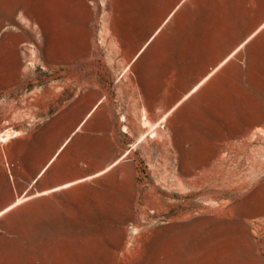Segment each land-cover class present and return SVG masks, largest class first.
<instances>
[{
  "label": "crops",
  "instance_id": "1",
  "mask_svg": "<svg viewBox=\"0 0 264 264\" xmlns=\"http://www.w3.org/2000/svg\"><path fill=\"white\" fill-rule=\"evenodd\" d=\"M23 2L6 11L4 0L0 41L9 52L22 43L45 54L50 76L29 91L22 78L13 81L15 106L35 95L31 115L43 119L0 139V228L24 230L7 240L20 251L0 253V264H119L127 230L149 209L143 165L151 152L159 165L161 148L164 165L167 147H190L182 118L204 116L206 102L222 100L240 70L264 69V7ZM147 262L166 264L154 249Z\"/></svg>",
  "mask_w": 264,
  "mask_h": 264
},
{
  "label": "rangeland",
  "instance_id": "2",
  "mask_svg": "<svg viewBox=\"0 0 264 264\" xmlns=\"http://www.w3.org/2000/svg\"><path fill=\"white\" fill-rule=\"evenodd\" d=\"M254 1L264 7V0L247 3ZM22 3L5 0L6 11ZM3 7L0 0V13ZM2 27L0 22V34ZM28 34L19 31L18 37ZM21 45L22 51L9 52L0 41L1 140L15 136L21 126L28 133L43 119L31 115L35 95L27 94L16 106L13 102L20 93L16 77L29 91L50 76L45 54ZM239 73L220 94L222 100L206 102L204 116L182 118L187 131L181 137L190 147H167L164 165L161 148L159 165L151 152L143 165L149 209L127 230L129 244L119 264H148L151 249L166 264H264V69ZM16 108L22 116H14ZM23 235L24 230L0 228V253L20 251L22 246L7 240Z\"/></svg>",
  "mask_w": 264,
  "mask_h": 264
}]
</instances>
